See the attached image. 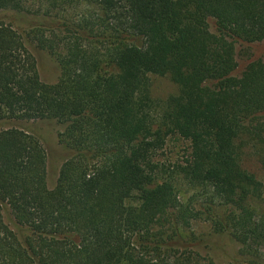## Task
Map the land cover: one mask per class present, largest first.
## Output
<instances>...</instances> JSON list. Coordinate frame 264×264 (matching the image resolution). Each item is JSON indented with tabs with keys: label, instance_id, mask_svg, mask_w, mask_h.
<instances>
[{
	"label": "trees",
	"instance_id": "trees-1",
	"mask_svg": "<svg viewBox=\"0 0 264 264\" xmlns=\"http://www.w3.org/2000/svg\"><path fill=\"white\" fill-rule=\"evenodd\" d=\"M0 10L54 19L29 37L61 69L44 82L24 37L0 21V118L57 120L70 152L49 188L41 141L0 130V264H193L200 255L179 254L156 227L176 234L196 220L257 264L264 183L242 157L252 147L264 168V59L234 71L237 42L264 40V0H0ZM152 74L179 86L159 113ZM172 134L191 144L175 170L197 190L187 202L154 161Z\"/></svg>",
	"mask_w": 264,
	"mask_h": 264
},
{
	"label": "rangeland",
	"instance_id": "rangeland-1",
	"mask_svg": "<svg viewBox=\"0 0 264 264\" xmlns=\"http://www.w3.org/2000/svg\"><path fill=\"white\" fill-rule=\"evenodd\" d=\"M80 10H70L69 15L79 13ZM0 21L11 24L24 37L27 48L36 59L41 79L46 83L57 82L61 74L57 59L48 50L38 47L35 41L29 37V32L33 28L39 25L53 27L55 20L27 12L0 10ZM209 23L211 31L216 32L217 25L215 20L210 19ZM236 52L238 67L234 74L241 75L249 62L259 58L264 59V40L251 43L238 41ZM178 92L179 86L172 81L170 76L151 75V96L154 99L157 113L162 110L166 99ZM12 127L25 130L41 141L47 153V183L49 188H54L60 167L70 154L69 150L59 141V133L64 130L65 126L54 119L34 121L0 118V130ZM190 153V141L178 134H172L167 137L164 147L158 150L154 157V161L158 163L162 174L175 175L176 184L180 190V198L183 202H187L197 192L196 189L187 184L182 175L177 174V171L175 172L176 166L185 164ZM242 165L255 173L264 183V168L256 149L252 147L245 148ZM3 214L5 222L17 233L18 237L23 239L29 234L27 228L21 227L16 223L8 208L4 207ZM156 230H164L166 235L173 236L171 240H167L168 246L179 250V254L186 252L199 254L200 256L196 259L194 258L193 264H209V259L214 264H249L250 262V258L243 253L242 245L239 242L234 240L227 232H214L207 221L196 220L192 221L188 226H180L176 234L173 233L169 224L165 226L158 224ZM260 256L261 258L257 259L255 263L264 264V247Z\"/></svg>",
	"mask_w": 264,
	"mask_h": 264
}]
</instances>
